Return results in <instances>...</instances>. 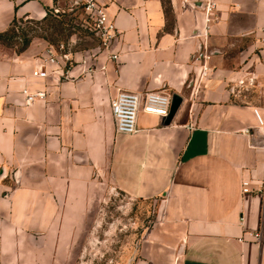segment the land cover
Listing matches in <instances>:
<instances>
[{
    "label": "crops",
    "instance_id": "0c3cea01",
    "mask_svg": "<svg viewBox=\"0 0 264 264\" xmlns=\"http://www.w3.org/2000/svg\"><path fill=\"white\" fill-rule=\"evenodd\" d=\"M102 1L122 32L116 61L109 50L76 51L69 79L60 68L39 78L46 39L22 52L0 47V264H70L105 177L127 196L163 197L162 218L131 264H264V101L234 98L264 95V0H219L207 36L203 0ZM57 3L0 0V32ZM204 44L202 79L193 56ZM25 89L46 96L29 104ZM119 90L182 103L169 124L141 110L139 131L118 133Z\"/></svg>",
    "mask_w": 264,
    "mask_h": 264
},
{
    "label": "rangeland",
    "instance_id": "374dc122",
    "mask_svg": "<svg viewBox=\"0 0 264 264\" xmlns=\"http://www.w3.org/2000/svg\"><path fill=\"white\" fill-rule=\"evenodd\" d=\"M57 7L58 18L43 23L19 22L18 37L0 42V47L5 52L19 51L25 33L27 37L41 35L54 46L64 44L71 52L96 48L97 40L81 25L83 15L73 12L70 0H59ZM234 98L248 103L264 101L260 92ZM162 204L163 197L146 200L127 196L105 177L91 194L78 226L70 264H129L148 232L161 220Z\"/></svg>",
    "mask_w": 264,
    "mask_h": 264
},
{
    "label": "built area",
    "instance_id": "2783aa9c",
    "mask_svg": "<svg viewBox=\"0 0 264 264\" xmlns=\"http://www.w3.org/2000/svg\"><path fill=\"white\" fill-rule=\"evenodd\" d=\"M59 0H57L58 2ZM219 0H203L202 10L205 20V32L207 31L210 23L214 20L215 13L218 9ZM74 8H80L83 10L91 30H93L95 36L99 41L98 49L104 51L109 50V59L116 61L119 58L117 52L111 51L115 43L122 37V32L118 29L116 22L112 19L107 11L106 5L102 0H70ZM264 41V38H263ZM72 52L68 50L64 44L59 47L49 44L45 50V54L42 57L41 63L37 65L33 74L39 78H47L50 74H54L60 68L62 70L61 76L65 79H69V67L71 66ZM211 55L204 47L197 51L193 56L194 62H199L201 65V78L207 76L209 71L208 60ZM47 64L58 66L57 69L52 71L47 70ZM264 65V60H263ZM105 70V66L102 67ZM264 77V70L262 73ZM256 77L251 79L250 84L256 85ZM243 81H241L242 83ZM23 93L27 97V103L31 104L37 100H43L46 96L44 92L30 93L27 89L23 90ZM171 109V95L162 91H150V92H133L127 90H119L115 98L111 102V110L114 118L115 130L118 133L123 134H135L138 130V116L141 110L148 113L157 114L163 117L169 115ZM248 183L244 182L243 191L245 193L250 192ZM264 186V180L262 182ZM250 235L253 240L260 242L263 237L261 230L251 231Z\"/></svg>",
    "mask_w": 264,
    "mask_h": 264
},
{
    "label": "trees",
    "instance_id": "16d2710c",
    "mask_svg": "<svg viewBox=\"0 0 264 264\" xmlns=\"http://www.w3.org/2000/svg\"><path fill=\"white\" fill-rule=\"evenodd\" d=\"M165 10H166V12L168 14V11H169L168 2L165 3ZM76 11L77 12H80L83 15V18H82V21H81V25L83 27H85L86 30L87 29L91 30V26L89 25V22L87 20V17L85 16L83 10L80 9V8H74L73 9V12H76ZM58 13H59V10H58L57 7L49 8L48 9V12H47V15L43 19H41V20H31V19H27V21L36 22V23H43V22L49 20L51 17L58 18L59 17V14ZM22 21H24V19H17V18H15L13 20L11 26L6 31L0 32V42H9V41L17 38L18 37L17 30L19 29L18 28V23L19 22H22ZM73 33L74 32H71V34H73ZM91 34H93L94 37H95V39L97 40V44L95 46L97 48L98 45H99V41H98L97 37L95 36L93 30H91ZM34 37H42V38H44L43 36L37 35V34H34L33 36L27 37L26 34L24 33L23 34V38H22V45H21L19 51H17V52L24 51L29 46V44L31 43V41H32V39ZM49 44H52V42L49 41Z\"/></svg>",
    "mask_w": 264,
    "mask_h": 264
},
{
    "label": "water",
    "instance_id": "95a60500",
    "mask_svg": "<svg viewBox=\"0 0 264 264\" xmlns=\"http://www.w3.org/2000/svg\"><path fill=\"white\" fill-rule=\"evenodd\" d=\"M181 103H182V98L178 94L171 95V109L169 115L164 118L165 124H169L172 121ZM129 264H131V262Z\"/></svg>",
    "mask_w": 264,
    "mask_h": 264
}]
</instances>
